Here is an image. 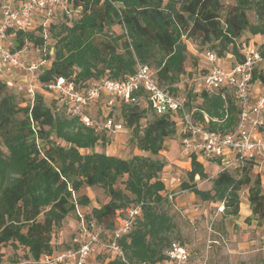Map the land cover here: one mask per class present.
Listing matches in <instances>:
<instances>
[{
  "label": "trees",
  "instance_id": "1",
  "mask_svg": "<svg viewBox=\"0 0 264 264\" xmlns=\"http://www.w3.org/2000/svg\"><path fill=\"white\" fill-rule=\"evenodd\" d=\"M66 4L79 9V17L70 26L51 21L50 30L59 29L52 33L54 59L37 74L40 88L34 100L17 89L11 91L12 85L0 78V264L51 252L55 227L76 211L77 204H89V198L80 195L84 186L106 190L109 200L91 215L110 231L118 225L119 210L141 204L132 230L119 240L123 255L106 260L104 252L97 254L104 259L101 264H161L176 243L171 235L177 224L159 206L167 200L160 177L166 162L159 155L177 133V123L151 108L154 117L142 125L147 109L138 100L146 99L147 93L135 92L131 102L122 101L116 107L124 125L132 128L135 146L146 154L120 158L98 151L105 133H96L73 116L70 103L47 94L45 86L58 77L73 79L79 88L106 79L123 80L135 75L142 63L154 70L160 86L177 94L186 90L180 85L187 71L185 40H192L199 49L208 47L207 52L216 57L231 52L238 62L243 61L246 54L236 40L247 30L264 35V0H66ZM115 26H120V34L112 32ZM46 33L41 23L34 29L17 30L12 34V49L21 50L28 42L43 47ZM258 51L264 58V43ZM255 80L264 85V65L255 69ZM196 99H201L200 104L192 106ZM187 108L196 121L214 131H233L240 121V105L227 86L188 88ZM196 158L193 154L192 169L181 190L205 201L222 202L225 215L238 216L239 192L248 185L252 215L258 223L264 222V190L258 178L251 177L258 162L234 168L238 177L221 169L212 188L202 190L196 178L208 179V174ZM122 178L124 188L117 186ZM15 254L19 257L13 259Z\"/></svg>",
  "mask_w": 264,
  "mask_h": 264
},
{
  "label": "built area",
  "instance_id": "2",
  "mask_svg": "<svg viewBox=\"0 0 264 264\" xmlns=\"http://www.w3.org/2000/svg\"><path fill=\"white\" fill-rule=\"evenodd\" d=\"M0 2V74L9 68H26L32 73L43 65L45 60L26 65L24 50H13L9 44L12 34L17 30L34 29L35 25L40 23L43 27H48L57 10L66 7V0ZM245 54L243 61L226 67L218 64L215 55L208 52L209 64L201 69L203 73L196 79L198 85L207 90L227 86L234 91L241 114L237 128L230 132L210 130L196 121L187 108L186 96L173 94L160 86L154 70L147 64L139 63L136 74L123 80L106 79L95 85L79 88L73 79L58 77L46 85L45 89L55 94L61 102L70 103L71 114L80 117L86 126L96 133L110 135L125 130L123 121L116 120L114 110L117 104L122 101L131 102L133 94L143 89L147 93L146 99L151 108L159 115L168 114L177 123L183 153L188 156L201 155L207 161L231 154V165L241 167L247 161L264 162V137L260 135V130L264 129V85L260 95L255 99L252 97L254 71L259 62L264 64V58L258 49L248 50ZM13 85L17 91L24 92L32 100L40 88L37 80L32 77L24 84ZM98 103H101V108L98 109L100 113L95 116L91 108ZM206 119L208 120L207 117ZM82 209L77 204L76 212L80 221L71 247L62 250L53 247L51 252H44L39 258H22L6 264H87L92 256H98L102 252L106 260L112 255L122 256L119 240L132 230L136 218L141 214V204L125 210L123 214L118 211V225L111 230L112 236L108 244L102 242V232L96 228L92 219H86ZM167 254L166 260L170 261V264H207L192 262L186 245L174 243Z\"/></svg>",
  "mask_w": 264,
  "mask_h": 264
},
{
  "label": "rangeland",
  "instance_id": "3",
  "mask_svg": "<svg viewBox=\"0 0 264 264\" xmlns=\"http://www.w3.org/2000/svg\"><path fill=\"white\" fill-rule=\"evenodd\" d=\"M227 2L233 3L234 0H227ZM249 15L251 22H256L255 14L251 12ZM78 17L79 9L76 10L71 4L70 6L66 4L64 10H57L55 16H53L54 19L52 20L58 22V25L56 26H59L62 22H65V24L70 26ZM49 26L46 27L47 33L45 34V37H47V41L43 47H37L31 42H28L23 48L26 65H30L33 62L38 63L39 61H42V59H46L44 65L39 67L38 72L42 71L47 66L50 67L54 59L53 47L56 40L52 33L59 31V29L57 28L55 31L50 30ZM112 32L120 34V26H115L112 29ZM256 35L263 34L259 33ZM260 38L262 37L260 36ZM253 40L254 35L247 30L241 38L236 40V43L238 48L243 50L242 52H245L246 49L252 47V45H254L255 49H259V43L261 41H259V39L258 41ZM185 41L189 49L186 62L187 71L182 75L180 85L183 88L186 87V90H178L177 94H182L187 98L188 88L194 87L196 89H202V85H198L196 79L200 78L202 75L203 70L201 69L208 66L206 55L208 53L207 51L210 50L206 46L199 49V47L190 39H186ZM252 42H255V44ZM9 44L14 48L15 40L11 38ZM228 54L232 53L230 52ZM228 54L224 57H228ZM235 60H237V57ZM261 62L257 64L258 70L264 65ZM28 74L30 73L26 68L14 69V72L10 73V76L6 78V81L13 87L11 88V91L12 89H16L13 84H24L25 76H28ZM32 78H34V76H32ZM46 93L51 94L48 91H46ZM200 100H193L191 105L198 106ZM138 102L142 109H147V116L142 120V125H145L152 120L154 115L147 99L142 98L138 100ZM94 107L91 108V111L96 116L100 113V108L98 110V106L96 107L95 105ZM114 113L117 121H123L119 115L118 108L114 110ZM132 137V128L125 125V130L121 131L119 134L110 135L109 133H105L102 141L106 142H99L96 149L120 158L128 159L134 155L140 154L141 151L135 146ZM142 154L146 153L143 152ZM159 156L166 162V166L160 173V177L166 184V189L162 193L163 196L167 198V200L159 206L161 209L169 212L177 224V227L174 230L175 232L171 235V240L176 243L181 242L182 244H185L191 253L192 261L195 263L264 264V222L258 223V220L253 216L250 225L245 226V228L241 227L240 224H237V222L241 220V216H244L245 211L251 210L248 201V185L243 186L239 192V215H225L223 211L224 208H222V202L205 201L192 192L180 189L181 183L188 180V171L190 170L188 162H191L192 157L183 153L182 143L178 132L166 141L165 148L161 151ZM213 163L214 162L205 167L208 179H200L197 177L196 182L198 188L202 190H210L212 188V180L217 176L221 169V167H218L217 164ZM230 170L234 172L236 177L239 176L237 171L234 169ZM251 177L252 179L258 178V182L262 185V189L264 190V162L257 164L256 167L252 169ZM124 179L122 178L118 181V187L124 188ZM81 194L89 198V204H80L83 208V212H85L86 219H92L96 223V228L102 232V242H105L106 244L110 243L112 236L111 231L98 224L97 221L93 219V215H91L90 212L88 213L90 210L101 207L109 200L106 190L101 186H84L80 191V195ZM88 206L90 207L87 210ZM131 207L132 206H128L119 211L123 214L125 210ZM82 215L83 214L81 213V216ZM78 221H80V216H78L77 212H71L63 220L61 226L55 227L51 239L52 247L56 249L66 246L71 247L72 245L68 246V244H72V238H75L74 236L78 233ZM3 250H5L6 253L8 251V253H10L11 251L8 247L3 248ZM19 253L21 254L22 251L19 250ZM17 257L19 256L15 254L12 258L16 259ZM99 257L100 259L96 263L100 264L104 259L102 255ZM8 261L11 260L9 259ZM87 264L92 263L88 262Z\"/></svg>",
  "mask_w": 264,
  "mask_h": 264
},
{
  "label": "crops",
  "instance_id": "4",
  "mask_svg": "<svg viewBox=\"0 0 264 264\" xmlns=\"http://www.w3.org/2000/svg\"><path fill=\"white\" fill-rule=\"evenodd\" d=\"M66 5V4H65ZM64 6V5H63ZM63 8H65V7H60L59 8V10H61V9H63ZM260 36L262 37V38H260ZM258 39H259V41H261L260 43H259V46L261 45V44H263L264 43V35H254V40L253 41H258ZM253 44H255V42H252ZM251 49H255V47H254V45H252V47H250V48H247L246 49V51H248V50H251ZM245 51V50H244ZM245 51V52H246ZM206 55V54H205ZM216 57V56H215ZM206 58H207V55H206ZM235 58V56L233 55V54H228V57H222V58H220V57H216V62L218 63V64H222V65H224V66H226V67H229V66H233L234 64H236L238 61L237 60H235L234 59ZM208 61V60H207ZM208 64H209V62H208ZM205 68V67H204ZM14 72V68H9V69H7L6 71H4L3 73H1L0 74V77H2V78H4L5 80H7L6 78L8 77V76H10V73H13ZM34 72H35V74H34ZM34 72H29L30 74H28V76H25V80H24V82H26V81H28L32 76H34V79L35 80H37V72H38V69L36 70V71H34ZM262 84L259 82V80H255L254 82H253V84H252V97H253V99H255L256 97H258L259 95H260V93H261V91H262ZM101 103H98L97 105H96V107L99 109V108H101V105H100ZM264 115V114H263ZM260 135L261 136H263L264 137V129H261L260 130ZM179 138H180V136H179ZM180 140H181V138H180ZM165 148V147H164ZM138 149V148H137ZM143 153V151H140V154H142ZM197 156V161L199 162V163H201L204 167H206L208 164H211L212 162H214L213 164H217L218 165V167H221V169H227V170H230V169H234V168H236L237 166H234V165H231L232 163V161H233V157H232V155L231 154H226L225 156H223V157H220V158H218V159H216V160H214V161H207V160H205L204 159V157H202L201 155H196ZM192 157V156H191ZM188 164H189V167H190V170L192 169V158H191V162H188ZM256 167V166H255ZM220 169V170H221ZM189 170V171H190ZM231 171V170H230ZM199 178V177H198ZM197 179V178H196ZM163 182H164V180H163ZM165 183V182H164ZM166 185V184H165ZM187 191V190H186ZM190 192V191H189ZM194 194V193H193ZM78 206H80V207H82L80 204H78ZM89 207L90 206H88L87 207V210L89 209ZM222 208H224V206H222ZM251 209V208H250ZM90 212V214H92L91 212H92V210H90V211H88V213ZM253 217V215H252V211L251 210H248V211H245V214H244V216H241V220L239 221V222H237V224H240L241 225V227H243V228H245V226H247V225H250V222L252 221L251 220V218ZM75 237V236H74ZM74 238H72V240H71V243L72 244H74V240H73ZM254 241V240H253ZM72 244H68V246H71ZM65 248H67V246L66 247H62V248H58V249H60V250H62V249H65ZM99 259H100V257L99 256H92L91 258H90V260H89V262H91L92 264H94V262H95V264H99V263H96V262H98L99 261ZM192 262H194V261H192ZM102 262H100V264H101ZM195 263V262H194ZM198 263V262H197ZM161 264H170V261H168V260H165V261H162L161 262Z\"/></svg>",
  "mask_w": 264,
  "mask_h": 264
}]
</instances>
